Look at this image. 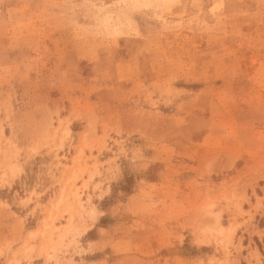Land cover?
I'll list each match as a JSON object with an SVG mask.
<instances>
[{
  "label": "rangeland",
  "instance_id": "rangeland-1",
  "mask_svg": "<svg viewBox=\"0 0 264 264\" xmlns=\"http://www.w3.org/2000/svg\"><path fill=\"white\" fill-rule=\"evenodd\" d=\"M263 229L264 0H0V264H264Z\"/></svg>",
  "mask_w": 264,
  "mask_h": 264
},
{
  "label": "crops",
  "instance_id": "crops-1",
  "mask_svg": "<svg viewBox=\"0 0 264 264\" xmlns=\"http://www.w3.org/2000/svg\"><path fill=\"white\" fill-rule=\"evenodd\" d=\"M263 232H264V229H263ZM259 240L260 241L264 240V235L262 237H260ZM249 251H250L249 254L251 256V259L256 258V257H258L260 255L259 250L257 248L251 247V245H250V250ZM254 263L251 261V264H254ZM260 264H263V262L260 261Z\"/></svg>",
  "mask_w": 264,
  "mask_h": 264
}]
</instances>
